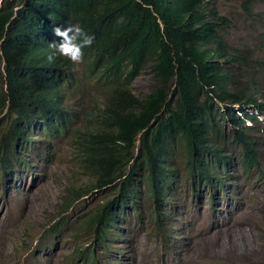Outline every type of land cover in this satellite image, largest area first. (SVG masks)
Masks as SVG:
<instances>
[{
	"label": "trees",
	"instance_id": "16d2710c",
	"mask_svg": "<svg viewBox=\"0 0 264 264\" xmlns=\"http://www.w3.org/2000/svg\"><path fill=\"white\" fill-rule=\"evenodd\" d=\"M209 1L5 0L0 5V176L27 163V150L31 144L40 149L41 135L71 125L69 103L76 92L70 95L64 83L72 79V89H81L82 82L75 78L78 65L66 57L57 53L54 62L47 60L54 51L53 27L70 21L95 36L79 65L84 81L96 86L103 126L74 130L72 143L82 136L75 159L88 183L74 190L77 195L68 194L65 205L99 191L109 198L88 219L89 245L75 249V264H100L97 255L111 239H126L122 230L130 212L142 207V193L154 205L150 218L163 224L172 207L168 192L177 183L176 162L195 193L226 182L221 161H228L232 150L241 149L246 169L259 170L254 134L260 133L254 126L260 123L247 116L252 126H244L232 106H253L264 118V84L259 102L248 80L236 81L233 68L248 72L249 59L228 45L229 20ZM255 6L254 0L241 4L245 17L264 31ZM251 58L264 72L260 53ZM144 73L153 85L139 96L131 86ZM30 114L39 116V132L31 128ZM261 124L264 134V119Z\"/></svg>",
	"mask_w": 264,
	"mask_h": 264
},
{
	"label": "rangeland",
	"instance_id": "374dc122",
	"mask_svg": "<svg viewBox=\"0 0 264 264\" xmlns=\"http://www.w3.org/2000/svg\"><path fill=\"white\" fill-rule=\"evenodd\" d=\"M243 1L209 3H215L217 13L229 20L228 45L249 59L248 72L233 68L236 81L262 85L264 76L251 55L259 52L264 58V31L245 17ZM254 3L255 18L264 25V0ZM152 85L144 73L131 86L132 92L142 96ZM94 94L90 99L81 95L73 98L70 106L77 114L64 136L40 144V149L38 144H31L25 167L0 176V264H75L74 248L88 244L84 231L88 219L109 194L99 191L70 206L65 205V199L68 194L77 195L74 190L88 183L75 159L82 136L76 143L71 138L83 126L95 130L93 122L102 112ZM260 127L261 123L255 125L254 132L259 129L260 135H256L254 150L263 175L255 167L246 172L235 165L225 190L213 204L205 189L190 191L185 169L176 162L173 166L178 182L168 194L172 207L168 211L170 223L164 229V233L171 231L175 243L164 245L162 223L150 218L153 203L142 193V207L138 213L130 212L122 230L126 239H111L107 252L97 255L102 264H264V134ZM59 226L57 236H50Z\"/></svg>",
	"mask_w": 264,
	"mask_h": 264
},
{
	"label": "clouds",
	"instance_id": "9594fccd",
	"mask_svg": "<svg viewBox=\"0 0 264 264\" xmlns=\"http://www.w3.org/2000/svg\"><path fill=\"white\" fill-rule=\"evenodd\" d=\"M3 1H5V0H0V5L2 4ZM8 1H13V0H8ZM52 32H53V36H52L51 42L49 43V47H50V49H52L54 51L51 52L47 56V60L49 62H54L56 59L57 53H58L60 56L66 57L71 63L75 64V66L78 65L76 68L78 77H75V78L82 82V88L81 89H77V88L72 89V83H73L72 79L69 80L68 82L64 83V86L68 89L70 95L72 94V92H76L73 94L72 100H73V98L77 97V95H80L77 92H85L84 96H82V95L81 96L83 98L90 99L89 97H91L92 94H94V92L97 91L96 86L88 84L84 81V77H81V76H83L82 67L79 64L84 62V58H85L84 49L92 46V44L95 41V36L86 32L85 29L79 23L72 24V22H70V21L60 23L59 25L53 27ZM262 74L264 76L263 71H262ZM262 85H256V84L253 85V87L255 88V90L257 92V94H255V96H256L258 101H259L258 97L261 98V91H262L261 87H262ZM84 87H86L85 90H84ZM86 93L89 94L90 96H88ZM249 98H250V96L247 95V90H246L245 100L249 99ZM71 101L69 103V109L73 115V118L68 123L72 124V122L76 118L77 113L75 111H72V108L70 106ZM259 102H261V101H259ZM98 103H100V102H98ZM232 108H233L234 114L240 120L243 121L244 126H246V127L252 126V121L247 116H253V117L257 116V121L259 123H262V121L264 119L263 116L258 115L257 111L255 110V108L253 106L245 105L244 103H242L240 105H233ZM99 109H100V107H99ZM102 111L103 110H101V112ZM30 116H32L33 120H34V122L31 124V128H33L35 133L39 132L41 129V128L39 129V127L41 126V120H39V116L37 114L36 115L30 114ZM92 118H94L93 115L91 116V119ZM101 120H103L102 117L100 119H96V121H99V124H100ZM96 121H94L93 123H95L97 125L96 126L97 128H100V126L97 124ZM247 123H249L250 125H246ZM100 125L103 126L102 124H100ZM67 131H68V129H66V128H62L59 131L58 130H48V132H46L45 136L41 135L42 137H44L43 139H42V137L40 138L41 144L44 145L46 143L51 142L55 138L62 137L66 134ZM254 138L257 139L255 134H254ZM236 156H237V159H236L237 162H234V158ZM257 156H258V154H257ZM228 157H229L228 161H221V166L225 169V175L224 176L226 178V182L224 184H222L218 190L210 189L207 186H204L203 188H200L197 190V193H198V192H201L202 190L205 189V191L207 193H209V197L211 198V201H213V204H214V202L216 203L218 201L217 198H218V194L220 193V191L225 190V187H226L227 183L229 182V176L231 175V170L234 168L235 165L239 166L240 169L243 168V170L246 172H248L250 170V168L255 167V166H252V167L247 168V169L244 167L242 151L240 148H238L236 150H232L231 154H228ZM21 165L23 167H25V165H23V164H21ZM20 166H17L16 168L18 169ZM172 168L174 169V172H175L174 176H176V169L174 168L173 165H172ZM211 168L215 169L217 174H220L221 169H219L220 168L219 166H216L214 164L211 166ZM7 172H11V171L7 170L6 173ZM5 174H3V175H5ZM16 175H18V174H16ZM176 181L178 182L177 178H176ZM172 189L169 190L168 194L171 193ZM191 192L195 193L193 191H191ZM211 193L214 194V197L211 196ZM88 196L91 197L93 195L89 194V195H86L82 198L80 197L76 201H73V203L80 201V200H83L84 198H86ZM169 201H171V199H169ZM164 206H161L162 207L161 209H163ZM153 208H154V205L151 206V213H152ZM152 219L157 221L156 218H152ZM166 223H168V224L170 223V217L168 215V212H167L166 218H163V224L160 228V231L163 232V234L161 236L164 237L162 240L164 241V245L167 247V246L174 244L176 241V238H174L171 231H169L168 233H164V229H166V225H165ZM60 229H61V226H59L56 230L52 229V231H55L56 233L52 234V231H51L50 236L53 235V237L55 238ZM89 241H90V239H89ZM89 241L87 242L88 244L85 247L84 246L83 247L77 246L76 248H74V251H73L74 255L77 256V252L75 249H79V248L80 249H86L89 245ZM107 250H108V246H107L106 252H107ZM74 258H76V257L74 256ZM99 262H100V264H102V262L100 260H99Z\"/></svg>",
	"mask_w": 264,
	"mask_h": 264
},
{
	"label": "bare ground",
	"instance_id": "6f19581e",
	"mask_svg": "<svg viewBox=\"0 0 264 264\" xmlns=\"http://www.w3.org/2000/svg\"><path fill=\"white\" fill-rule=\"evenodd\" d=\"M51 145V144H50Z\"/></svg>",
	"mask_w": 264,
	"mask_h": 264
}]
</instances>
